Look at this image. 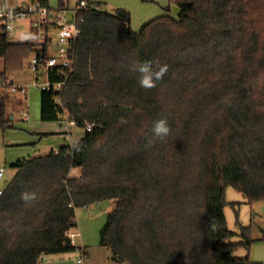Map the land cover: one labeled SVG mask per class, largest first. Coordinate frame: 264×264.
<instances>
[{"label": "trees", "instance_id": "obj_1", "mask_svg": "<svg viewBox=\"0 0 264 264\" xmlns=\"http://www.w3.org/2000/svg\"><path fill=\"white\" fill-rule=\"evenodd\" d=\"M168 2L176 18L160 15L138 31L125 10L126 18L100 3L83 10L69 76L41 95L44 120L67 114L92 127L73 144L11 163L0 193V264L77 250L68 235L75 210L104 200L111 209L99 244L111 262L260 264L249 257L251 226H227L224 193L264 200V0ZM35 50L0 27V79ZM145 60L168 66L150 89L132 69ZM49 79L63 77L54 68ZM9 96H0L2 130L12 125ZM161 118L170 128L163 138L152 132Z\"/></svg>", "mask_w": 264, "mask_h": 264}, {"label": "rangeland", "instance_id": "obj_2", "mask_svg": "<svg viewBox=\"0 0 264 264\" xmlns=\"http://www.w3.org/2000/svg\"><path fill=\"white\" fill-rule=\"evenodd\" d=\"M150 2L154 7L156 6L163 12L174 18L177 17L178 7L175 3H169L168 0H153ZM15 4L16 0H10ZM49 5L56 8L58 0H48ZM74 0H70V4ZM169 5V10L166 11L165 7ZM104 8L109 9L108 6ZM22 26H26V21L21 22ZM131 27L133 22L130 19ZM134 29H140V23H136ZM133 28V27H132ZM136 31V30H135ZM51 37V44L48 48L49 55H56L58 49V42L54 29L49 30ZM22 34L10 38H24ZM3 68V60L0 58V71ZM13 73V80L15 84H32L35 75L27 68V61L22 69ZM11 74V73H10ZM8 74V77H10ZM46 81L45 73L39 75L38 82ZM40 88L30 86L27 91V99L25 95L16 96L19 100V105L16 110L12 111L10 115L13 116L11 126L2 130L0 129V166H2V177L0 178V187L3 188L9 178L12 177L14 169L9 165L13 160L27 158L33 155H40L48 153L55 147L75 143L84 134V127L76 124L69 125L66 117L62 116L56 121H46L40 118L39 114V97L41 96ZM9 99L11 97L9 96ZM23 112L27 114V120L22 119ZM5 155L6 162L2 159V154ZM225 200L227 201L224 207V214L227 226L232 231L238 230V223L243 225H250L252 229V236L264 235V200L255 201L248 204L240 192L235 191L231 187L225 189ZM111 209L109 200H104L99 203L93 204L87 211L78 209L77 215L79 220L78 230L82 232L85 240L89 242H97L99 238V230L106 221L107 213ZM90 219V220H89ZM75 229V231H78ZM73 231V229H72ZM79 239V236L77 237ZM237 240V238L235 239ZM90 244V243H89ZM245 250L238 249L234 255L244 256ZM73 257H78V253H71ZM49 256V255H48ZM49 260H39L38 264H45ZM52 259V258H51Z\"/></svg>", "mask_w": 264, "mask_h": 264}, {"label": "built area", "instance_id": "obj_3", "mask_svg": "<svg viewBox=\"0 0 264 264\" xmlns=\"http://www.w3.org/2000/svg\"><path fill=\"white\" fill-rule=\"evenodd\" d=\"M93 6L98 9L99 5L91 0H74L67 3L62 8H53L42 5L38 0H27L18 4H13L10 0H0V27L7 37H16L18 34L24 35L23 40H31L34 43L35 51L30 54L27 60V68L35 75L32 84H15L13 81L0 79V96L8 93L9 95H25L30 86L40 88V91L50 89L60 90L66 82L73 66L76 41L80 35L79 22L82 21V12L87 7ZM25 20L26 26L21 22ZM54 29L58 42L56 55H49L48 48L51 44L49 30ZM16 41V38H14ZM46 50L43 51V47ZM56 69V73L63 77L62 80L53 82L49 79L51 69ZM45 73L46 81L38 82L39 75ZM59 102V98H55ZM27 114H23V119L27 120ZM67 118V114H64ZM69 125L75 124L68 120ZM92 125L87 124L85 130L89 131ZM2 168H0V177ZM1 193V189H0ZM88 206H84L86 208ZM70 244L76 245L74 237L76 234L69 232ZM83 251V249H82ZM83 253V252H82ZM47 254H41L39 260H44ZM84 255L77 259L83 261Z\"/></svg>", "mask_w": 264, "mask_h": 264}, {"label": "crops", "instance_id": "obj_4", "mask_svg": "<svg viewBox=\"0 0 264 264\" xmlns=\"http://www.w3.org/2000/svg\"><path fill=\"white\" fill-rule=\"evenodd\" d=\"M26 1L27 0H16L15 4H18L21 2H26ZM91 1L95 2V3H100V5L103 7L105 5L108 6L109 10L119 8V9H123V10L127 11L128 15H129V19H131V21L133 22V25H132L133 28L132 29L136 30V31H137V29H134L136 26L135 22L140 23L139 27L141 28L144 23L150 21L151 19H153L155 17H158L160 15L165 14V12H163V10H162L163 6H161V10H159V8H157L156 6L154 7L153 5H151L150 2H154L153 0H91ZM67 3H70V0H67ZM23 39L24 38H16V41L23 40ZM9 80L14 82L13 73L10 74ZM10 97H11V99H9V103L7 105V112L8 113H11L12 111L16 110V107L14 106V102L19 100L14 95H10ZM24 98L27 99L26 94H25ZM24 113H26V112H23V114ZM43 113H44V103H43V97L41 95L39 97V114H40L41 119H43ZM10 116L12 119L13 116L12 115H10ZM22 119H23V115H22ZM70 144H72V143H70ZM58 147H55L53 150H57ZM1 155H2L3 161L6 162L7 157L5 155H3V153ZM14 161L15 160L11 161L9 163V165H11V163H13ZM1 167L2 166H0V168ZM14 174H15V169H14V172L11 174L12 177ZM11 178H9V180ZM0 189H2V188L0 187ZM92 205H89L86 208H84V207L77 208L75 210L77 225L75 228H73V231L71 230V233L76 234L74 237V240H75V243H76V246L78 247V249L73 251V252L48 254L50 256V261L46 262L45 264H130L128 261H124L122 263L109 261L108 250L106 247L101 246L99 244V238H98L97 242H89L90 243L89 244L85 240L82 232L78 230L79 220H78V215H77L76 211L78 209H83V210L87 211L91 208ZM75 229H77L78 231L76 232ZM78 236H79V239L77 238ZM261 237L262 236H255L254 237L255 240L250 245L249 257L252 261L259 262L260 264H264V238H261ZM82 249H83V251H82ZM82 252H85V254ZM71 253H78L79 255H78V257H73L74 255H70ZM48 255L46 256V258L43 261L49 260ZM82 255H84L83 261L81 263L77 262V259L80 258Z\"/></svg>", "mask_w": 264, "mask_h": 264}, {"label": "clouds", "instance_id": "obj_5", "mask_svg": "<svg viewBox=\"0 0 264 264\" xmlns=\"http://www.w3.org/2000/svg\"><path fill=\"white\" fill-rule=\"evenodd\" d=\"M132 69L139 73V86L145 89L154 88L156 81L161 80L168 71V66L160 65L158 61L145 60L134 62ZM152 132L155 136L163 138L170 132L166 118H161L153 123ZM29 194H22V198L27 199Z\"/></svg>", "mask_w": 264, "mask_h": 264}, {"label": "water", "instance_id": "obj_6", "mask_svg": "<svg viewBox=\"0 0 264 264\" xmlns=\"http://www.w3.org/2000/svg\"><path fill=\"white\" fill-rule=\"evenodd\" d=\"M117 14H118L119 16H121V17H125V18H126V12H125L124 10H122V9H119V10L117 11ZM10 118H11V116H10Z\"/></svg>", "mask_w": 264, "mask_h": 264}]
</instances>
